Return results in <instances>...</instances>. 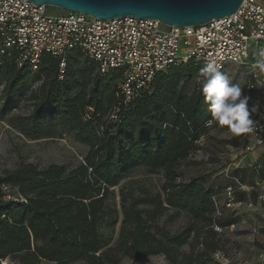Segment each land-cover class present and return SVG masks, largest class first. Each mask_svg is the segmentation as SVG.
I'll return each mask as SVG.
<instances>
[{"label":"trees","instance_id":"trees-1","mask_svg":"<svg viewBox=\"0 0 264 264\" xmlns=\"http://www.w3.org/2000/svg\"><path fill=\"white\" fill-rule=\"evenodd\" d=\"M70 56L63 74L60 59L48 53L36 72L19 68L16 53L0 65L3 109L10 112L22 101H33L27 115L10 120L22 134L51 138L62 125L90 147L85 163L70 173L56 164L43 170L28 164L9 173L8 182L27 201L8 199L7 190L0 187V259L14 257L20 264L42 259L118 264L124 255L163 253L170 264H220L214 257L220 246L214 226L223 223L215 217L212 193L198 179L177 182L179 163L208 132L203 82L190 94L184 90L205 66H170L157 74L151 92L125 105L116 95L119 73L100 74L89 57L84 55L81 65ZM32 76L41 81L36 90L30 84ZM117 108L118 117L112 120ZM140 166L164 172L161 192L123 204L120 235L111 244L101 232L105 218L112 219L116 211L108 208L110 188ZM6 182L0 177V186ZM168 208L187 212L190 222L183 230L172 233L155 223ZM116 223L113 218L106 225Z\"/></svg>","mask_w":264,"mask_h":264},{"label":"built area","instance_id":"built-area-1","mask_svg":"<svg viewBox=\"0 0 264 264\" xmlns=\"http://www.w3.org/2000/svg\"><path fill=\"white\" fill-rule=\"evenodd\" d=\"M51 9L27 0H0V65L16 53L19 68L36 72L48 53L60 59L63 74L69 56L80 51L100 74H120L116 95L128 105L151 92L157 74L170 66L215 62L223 74L236 77L249 97L253 130L243 159L258 161L250 154L264 152V70L257 66L264 50V0H244L232 15L183 27L134 16L102 20L66 10L53 14ZM240 189L264 202L263 178L240 184ZM228 190L233 191L230 186ZM6 197L27 201L22 195ZM220 255L215 253L217 261ZM0 264H10L9 258L0 259Z\"/></svg>","mask_w":264,"mask_h":264},{"label":"rangeland","instance_id":"rangeland-1","mask_svg":"<svg viewBox=\"0 0 264 264\" xmlns=\"http://www.w3.org/2000/svg\"><path fill=\"white\" fill-rule=\"evenodd\" d=\"M51 13L59 14L64 10L52 7ZM73 52L70 57L80 60L81 65L85 56H78ZM167 72V70L165 71ZM232 83L239 84L236 77L225 74ZM203 82L201 74H197L185 87L188 94L196 85ZM30 84L33 89L41 86V81L32 76ZM3 84H0V177L7 180L0 187L7 190L12 197L19 196V190L8 182L9 173L17 168L32 164L38 170L50 165H63L66 173L85 163L90 147L79 141L74 132L66 130L62 125L56 127V135L51 138L32 139L20 132L10 120L15 116H25L32 110L33 101L25 100L12 111L3 109ZM208 132L199 136L189 156L182 160L178 167L177 182H189L198 179L205 191L212 193L215 204V217L223 223L220 227L215 224L216 238L220 241L217 249L222 253L220 264H264V202L256 196L241 194L240 184L251 185L258 178L264 179V152L255 151L250 154L258 157L253 162L245 154V146L249 142L248 132L233 135L227 131V126H219L215 122L211 126L207 123ZM232 136L231 139L228 137ZM165 181L164 172H152L144 166L130 171L118 185L110 188L108 208L116 210L113 218L114 226L106 225L107 216L101 232L111 244L117 242L122 222L123 204L129 206L135 198L146 197L161 192ZM232 187L230 193L228 188ZM141 207H147L143 204ZM190 222L189 215L183 210L168 208L156 219L155 223L163 230L172 233L183 230ZM197 247H200L197 246ZM196 247V248H197ZM189 250L188 245L182 247ZM216 251V252H218ZM215 252V253H216ZM214 253V256H215ZM10 264H20L18 259L9 257ZM37 264H58L42 259ZM69 264H90L84 260L72 261ZM118 264H170L163 253L148 255L143 258L122 256Z\"/></svg>","mask_w":264,"mask_h":264},{"label":"water","instance_id":"water-1","mask_svg":"<svg viewBox=\"0 0 264 264\" xmlns=\"http://www.w3.org/2000/svg\"><path fill=\"white\" fill-rule=\"evenodd\" d=\"M108 20L156 19L177 27L201 25L235 13L244 0H27Z\"/></svg>","mask_w":264,"mask_h":264},{"label":"clouds","instance_id":"clouds-1","mask_svg":"<svg viewBox=\"0 0 264 264\" xmlns=\"http://www.w3.org/2000/svg\"><path fill=\"white\" fill-rule=\"evenodd\" d=\"M260 56L257 66L264 70V50H261ZM201 74L204 77L202 93L210 115L207 125L215 122L219 126H227V131L233 135L251 132L253 120L250 118L249 97L244 95V89L232 83L215 62H209Z\"/></svg>","mask_w":264,"mask_h":264}]
</instances>
